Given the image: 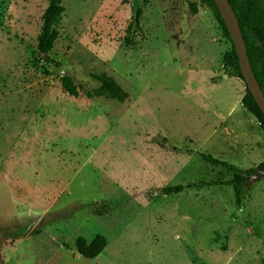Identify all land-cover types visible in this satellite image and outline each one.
I'll list each match as a JSON object with an SVG mask.
<instances>
[{"label":"rangeland","instance_id":"374dc122","mask_svg":"<svg viewBox=\"0 0 264 264\" xmlns=\"http://www.w3.org/2000/svg\"><path fill=\"white\" fill-rule=\"evenodd\" d=\"M49 1L0 0V264H264V173L240 207L228 186L162 194L239 177L197 153L243 171L264 162L212 11L202 0H61L48 64L37 44ZM138 9L141 29H129ZM103 74L125 102L87 96ZM96 235L103 253L81 257L76 240Z\"/></svg>","mask_w":264,"mask_h":264},{"label":"trees","instance_id":"16d2710c","mask_svg":"<svg viewBox=\"0 0 264 264\" xmlns=\"http://www.w3.org/2000/svg\"><path fill=\"white\" fill-rule=\"evenodd\" d=\"M204 4L212 11L213 15L220 23L225 35L231 41L228 29L220 14V11L214 0H202ZM235 11L238 19L243 38L246 43L248 57L251 63L253 73L260 85L264 94V0H229ZM65 9L62 6L61 0H50L49 5L43 15V25L40 36L38 38L37 50L39 58L45 63H52L50 54L59 38V31L57 29L58 23L61 21ZM141 11L138 9L135 12L134 18L129 25V29L136 27L140 30ZM140 28V29H139ZM232 43V41H231ZM233 67L235 75L244 80L238 55L232 43V51L226 55ZM100 82L101 87L97 90L89 92V98L109 97L119 102H125L128 99V94L125 93L121 87L110 77L103 74L101 76H93ZM62 88L71 96L78 97L79 88L69 77H63L61 81ZM243 107L258 121L264 134V113L261 111L255 98L247 87V92L242 100ZM201 160L211 166L221 167L228 172L238 174L239 177L229 182H215V183H188L186 185H176L167 187L162 190L165 196H175L184 193L188 190L202 189L204 187L214 186H228L232 187L235 195L236 206L240 207L242 204V195L247 188L250 180L264 173V162L259 166L248 171H243L236 165L223 161L210 154L197 153ZM14 237H21L22 235H13ZM107 246V239L103 235H96L91 242L85 238L79 237L75 242L77 253L87 259L94 260L100 256Z\"/></svg>","mask_w":264,"mask_h":264},{"label":"water","instance_id":"95a60500","mask_svg":"<svg viewBox=\"0 0 264 264\" xmlns=\"http://www.w3.org/2000/svg\"><path fill=\"white\" fill-rule=\"evenodd\" d=\"M214 1L225 22V25L231 37V41L238 55L241 73L246 83V86L248 87L249 91L255 98L261 111L264 113V94L253 73L251 63H250L248 53H247L246 43L243 38V34L241 31L238 19L236 17L235 11L233 10L232 5L229 2V0H214Z\"/></svg>","mask_w":264,"mask_h":264}]
</instances>
